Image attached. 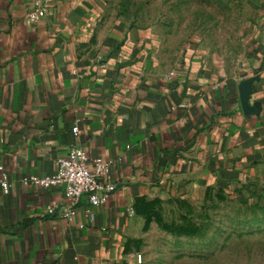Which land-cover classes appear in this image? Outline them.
Here are the masks:
<instances>
[{"label": "crops", "instance_id": "obj_1", "mask_svg": "<svg viewBox=\"0 0 264 264\" xmlns=\"http://www.w3.org/2000/svg\"><path fill=\"white\" fill-rule=\"evenodd\" d=\"M0 0V264H121L123 235L143 198L162 187L231 189L264 164V29L238 74L198 58L172 64L153 32L109 21L94 0ZM250 84L243 110L239 85ZM77 126L78 134L72 127ZM72 146L111 160L115 185L71 219L45 213L63 200L22 177L52 174Z\"/></svg>", "mask_w": 264, "mask_h": 264}, {"label": "rangeland", "instance_id": "obj_2", "mask_svg": "<svg viewBox=\"0 0 264 264\" xmlns=\"http://www.w3.org/2000/svg\"><path fill=\"white\" fill-rule=\"evenodd\" d=\"M109 21L152 30L162 57L238 74L264 29V0H94ZM121 264H264V164L249 183L162 187L140 200Z\"/></svg>", "mask_w": 264, "mask_h": 264}, {"label": "built area", "instance_id": "obj_3", "mask_svg": "<svg viewBox=\"0 0 264 264\" xmlns=\"http://www.w3.org/2000/svg\"><path fill=\"white\" fill-rule=\"evenodd\" d=\"M26 18L37 22L48 12L50 0H29ZM73 134H78L77 126L72 127ZM112 161L101 157H91L81 146H72L66 154L55 160L56 169L45 176L29 175L22 181L40 189L59 186L63 190L60 203L46 205L45 213L71 219L76 215L79 201L84 198L92 207L104 204L115 189L110 179ZM0 187L3 193L10 189L9 177L3 165H0Z\"/></svg>", "mask_w": 264, "mask_h": 264}, {"label": "water", "instance_id": "obj_4", "mask_svg": "<svg viewBox=\"0 0 264 264\" xmlns=\"http://www.w3.org/2000/svg\"><path fill=\"white\" fill-rule=\"evenodd\" d=\"M256 79L257 78H255V77L244 79L238 88L241 106H242L243 110L246 112H257L256 107L251 106L249 104V96L251 93L250 84L253 80H256Z\"/></svg>", "mask_w": 264, "mask_h": 264}, {"label": "trees", "instance_id": "obj_5", "mask_svg": "<svg viewBox=\"0 0 264 264\" xmlns=\"http://www.w3.org/2000/svg\"><path fill=\"white\" fill-rule=\"evenodd\" d=\"M242 188H243V185H242Z\"/></svg>", "mask_w": 264, "mask_h": 264}]
</instances>
